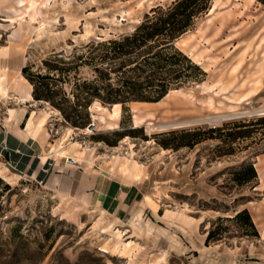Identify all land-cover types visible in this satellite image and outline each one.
Here are the masks:
<instances>
[{"label":"rangeland","instance_id":"374dc122","mask_svg":"<svg viewBox=\"0 0 264 264\" xmlns=\"http://www.w3.org/2000/svg\"><path fill=\"white\" fill-rule=\"evenodd\" d=\"M174 1L0 0V264H264L263 3L211 0L174 44L203 74L161 105L127 103L112 120L113 104L93 99L74 127L48 102L21 101L28 78L48 75L73 115L75 85L99 63L85 47ZM25 106L22 122L7 120ZM32 113L43 144L25 131ZM242 210L256 232L228 220Z\"/></svg>","mask_w":264,"mask_h":264},{"label":"trees","instance_id":"16d2710c","mask_svg":"<svg viewBox=\"0 0 264 264\" xmlns=\"http://www.w3.org/2000/svg\"><path fill=\"white\" fill-rule=\"evenodd\" d=\"M257 1L264 4V0ZM210 4L211 0H175L167 8L152 9L151 14L145 16L133 33L96 45H87L81 55L94 48L99 51L98 56L96 59L95 57L89 59L91 63H94L92 60L99 63L93 64L95 79L76 83L77 93L73 94L76 103L73 108L71 107L73 115L68 111L69 108L65 107L68 102L65 98L60 103L53 100L54 90H51L52 87L48 84L52 78L48 75L28 78L32 85L33 99L50 103L63 119L74 127L88 125L87 106L93 99L105 104L123 106L127 103L160 102L171 88L199 80V76L203 74L199 65L177 50L174 44L194 26L197 17L211 10ZM106 61L109 63L105 64ZM44 63L48 68V61ZM48 70L51 71L50 68ZM57 71L65 73L67 69ZM22 73L25 75V68L22 69ZM112 73L117 76V85L110 83ZM249 170L253 178H257L253 166H249ZM236 181L239 184L249 182L242 179V173L237 174ZM228 220L245 224L256 232L247 210L238 212ZM255 234L257 236V233ZM217 235L218 233L211 229L206 244L208 245Z\"/></svg>","mask_w":264,"mask_h":264},{"label":"crops","instance_id":"0c3cea01","mask_svg":"<svg viewBox=\"0 0 264 264\" xmlns=\"http://www.w3.org/2000/svg\"><path fill=\"white\" fill-rule=\"evenodd\" d=\"M9 84V91H10V87H12L13 85L12 84H10V82L8 83ZM31 95V96H30ZM1 96H2V98L4 99V95H2L1 94ZM25 96V101L27 102V103H35V101H34V99H33V97H32V85L30 84V83H28V88H27V92H26V94L24 95ZM143 104V103H142ZM22 109H25V114H26V106L24 107V108H22ZM20 110V109H19ZM25 114H24V116H23V118L22 119H20L19 121H17V119H16V114L14 113L13 115H8V118L9 119H7L8 121H13V120H16L17 122H22V120L24 119V117H25ZM42 117H37V115L34 117L33 116V113H32V116L27 120V123H26V133L28 134V136L30 137V142L31 143H36L37 141L38 142H40L41 144H43L45 141H46V139L48 138V134L45 136V133H44V123L42 124V122H40V119H41ZM28 124V125H27ZM28 137V138H29ZM54 152V151H53ZM59 158H61L62 159V157H60V155H59V153H58V155H57ZM64 158H66V159H69V160H74V161H76V159L75 158H72V157H64ZM63 158V159H64ZM11 166V165H10ZM13 167V166H12ZM14 168V167H13ZM15 172V168H14V171H13V173Z\"/></svg>","mask_w":264,"mask_h":264},{"label":"bare ground","instance_id":"6f19581e","mask_svg":"<svg viewBox=\"0 0 264 264\" xmlns=\"http://www.w3.org/2000/svg\"><path fill=\"white\" fill-rule=\"evenodd\" d=\"M53 2L54 4L56 3V0H45V3L46 2ZM23 2V1H22ZM44 3V4H45ZM51 4V3H50ZM215 9H216V7L215 6H213L212 8H211V10L209 11V15H212L213 13H214V11H215ZM13 48H15V49H18V50H20V47L19 46H15L14 45V47ZM18 52H20V51H18ZM2 76V75H1ZM0 76V79L2 78ZM3 84V83H2ZM0 89L1 90H3L4 91V88L2 87V85H0ZM5 89H6V87H5ZM31 96V95H30ZM168 97H170L171 99H173V97L170 95V94H168ZM22 102H25V99L23 98L22 100H21ZM21 102V103H22ZM25 104V103H24ZM23 104V105H24ZM161 104H163V102H159V103H157V104H155V105H161ZM137 105H139L138 103H135L134 104V106H137ZM97 108L98 109H100V110H102V109H104L101 105H99V104H97ZM112 108H113V112L110 114V118L112 119V120H116V119H118L119 117H120V108H121V104H115V105H113L112 106ZM112 111V110H111ZM54 113L56 114V115H59V112L57 111V110H55L54 111ZM257 113H259L260 115H264V110H260V111H257ZM24 114H25V109H21L18 113H17V116H16V119H17V121H19L20 119H22L23 118V116H24ZM101 120L102 121H104V118H101ZM141 119H139L138 118V116L136 117V121H140ZM141 123V122H140ZM93 125H91L89 128H87L86 129V131H89L90 130V128L92 127ZM116 127H117V125H111L110 126V129L111 130H115L116 129ZM61 153V152H60ZM67 153H68V150L67 149H64V151L61 153V157L62 158H64V157H66L67 156ZM117 161H118V158H117V155H114V157H113V161H112V167H111V169H112V171H114V169H115V167L117 166L116 164H117ZM124 170V169H123ZM1 176V175H0ZM119 234H115V236L117 237Z\"/></svg>","mask_w":264,"mask_h":264}]
</instances>
